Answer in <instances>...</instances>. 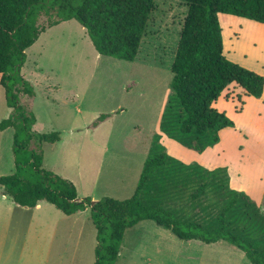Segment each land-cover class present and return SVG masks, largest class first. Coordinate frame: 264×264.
<instances>
[{
    "label": "rangeland",
    "instance_id": "rangeland-1",
    "mask_svg": "<svg viewBox=\"0 0 264 264\" xmlns=\"http://www.w3.org/2000/svg\"><path fill=\"white\" fill-rule=\"evenodd\" d=\"M154 6L134 61L100 55L75 19L47 29L26 50L21 75L35 94L19 98L36 118L33 130L62 136L59 142L43 143V167L72 181L79 197L124 199L133 195L145 160L164 149L175 163L169 162L159 178L160 184L169 183L167 190L155 188L151 201L195 218L216 213L222 198L216 188H210V199L201 194L193 200L199 179L169 177L175 168L183 169L179 164L197 165L225 169L229 189L248 194L264 214V96L259 100L230 85L215 107L234 125L202 151L194 137L180 141L163 131L162 116L172 96L171 67L188 8L179 0H155ZM219 18L227 58L264 75V25L230 14ZM11 112L0 86V121ZM101 115L107 117L94 126ZM14 133L13 127L0 131V176L16 169ZM40 203L41 209L13 205L0 187V264H94L97 230L88 209L62 219L67 217L53 204ZM116 264L251 263L225 241L181 240L145 220L126 231Z\"/></svg>",
    "mask_w": 264,
    "mask_h": 264
},
{
    "label": "trees",
    "instance_id": "trees-1",
    "mask_svg": "<svg viewBox=\"0 0 264 264\" xmlns=\"http://www.w3.org/2000/svg\"><path fill=\"white\" fill-rule=\"evenodd\" d=\"M154 1L0 0V86L5 88L8 106L12 108L10 116L0 121V131L8 127L15 130L16 165L12 174L0 176L1 195L28 208L46 201L66 215L88 209L97 230L94 264H116L126 231L145 220L154 221L181 240L206 244L225 241L242 251L251 264H264V214L246 193L229 189L228 174L223 168L206 170L179 164L183 169L171 172L169 177L174 180L187 174L190 180H200L193 200L201 194L210 199L207 194L214 188L222 196L216 213L195 218L149 199L153 190L159 189L161 193L169 186L159 180L172 162L164 149L145 160L133 195L124 199L103 196L93 201L87 196L79 197L72 181L42 165L43 143L59 142L62 136L59 131L33 130L36 118L19 98L20 94L29 97L35 94L33 86L21 75L26 50L47 29L75 19L86 29L100 55L134 61L154 11ZM179 1L187 5L188 11L171 67L172 96L161 126L180 141L182 136L194 137L202 151L206 145L219 142L221 130L234 125L225 112L215 107L230 85L257 99L264 92V75L225 55L219 14L264 24V0ZM106 117L101 115L94 126ZM201 207L207 212L206 204Z\"/></svg>",
    "mask_w": 264,
    "mask_h": 264
},
{
    "label": "crops",
    "instance_id": "crops-1",
    "mask_svg": "<svg viewBox=\"0 0 264 264\" xmlns=\"http://www.w3.org/2000/svg\"><path fill=\"white\" fill-rule=\"evenodd\" d=\"M241 18V17H240ZM220 19V18H219ZM243 19H246V18H243ZM247 20H249V19H247ZM250 21H252V20H250ZM255 23H259V22H256V21H254ZM221 23V22H220ZM260 24H262V23H260ZM264 25V24H263ZM263 96H264V92H263V95H262V97L259 99V100H261L262 98H263ZM37 125V124H36ZM100 125V124H99ZM96 128H98V127H95V129ZM89 150H92V146H88L87 147ZM104 150L105 151H108L107 150V147H104ZM248 195V194H247ZM3 197L6 199V196H4L3 195ZM86 197V196H85ZM7 200L11 203V204H13V205H16V204H14L8 197H7ZM17 206H19V205H17ZM19 207H22V206H19ZM25 208H28V207H25ZM42 208V203H39L36 207H35V209H41ZM84 211H87V209L86 210H84ZM84 211H78V212H76V213H74V214H72V215H66V214H64L65 215V217H67V218H62V219H72V218H70V217H78V215H81V213L82 212H84ZM89 211V210H88ZM63 213V212H62ZM89 213H90V211H89Z\"/></svg>",
    "mask_w": 264,
    "mask_h": 264
}]
</instances>
